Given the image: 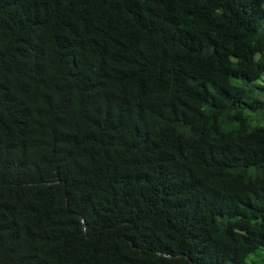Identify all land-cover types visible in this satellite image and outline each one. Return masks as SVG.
<instances>
[{
	"label": "trees",
	"instance_id": "16d2710c",
	"mask_svg": "<svg viewBox=\"0 0 264 264\" xmlns=\"http://www.w3.org/2000/svg\"><path fill=\"white\" fill-rule=\"evenodd\" d=\"M264 0H0V264H263Z\"/></svg>",
	"mask_w": 264,
	"mask_h": 264
},
{
	"label": "rangeland",
	"instance_id": "374dc122",
	"mask_svg": "<svg viewBox=\"0 0 264 264\" xmlns=\"http://www.w3.org/2000/svg\"><path fill=\"white\" fill-rule=\"evenodd\" d=\"M263 264H264V262H263Z\"/></svg>",
	"mask_w": 264,
	"mask_h": 264
}]
</instances>
